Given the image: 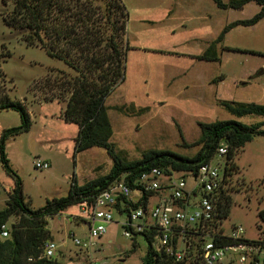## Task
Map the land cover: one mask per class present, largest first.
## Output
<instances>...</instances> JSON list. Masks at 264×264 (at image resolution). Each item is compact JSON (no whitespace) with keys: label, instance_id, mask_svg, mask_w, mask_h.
Wrapping results in <instances>:
<instances>
[{"label":"rangeland","instance_id":"374dc122","mask_svg":"<svg viewBox=\"0 0 264 264\" xmlns=\"http://www.w3.org/2000/svg\"><path fill=\"white\" fill-rule=\"evenodd\" d=\"M221 1L228 5L233 0ZM123 2L129 13L124 80L106 101L114 131L111 143L121 158L140 160L150 150L192 157L199 150L191 146L201 136L200 123H264V117L238 118L223 106L264 105V18L255 26L229 29L216 45L217 59H201L226 27L252 19L261 6L251 2L242 9H225L214 0ZM3 10L0 0V103L8 98L25 104L32 126L5 142L11 171L0 161V211L6 208L17 178L22 182L26 202L38 210L48 202L67 197L74 178L84 185L104 177L114 162L104 148L76 152L79 127L65 120L67 102L43 100L51 98L53 92L42 89L51 71L71 69L45 49L29 46L17 30L6 25ZM116 107H125V112ZM142 109L146 111L139 113ZM21 125L18 111L0 110V138L6 130ZM39 161L47 162L49 169H36ZM236 163L241 173L232 181L233 203L222 229L231 236L241 228L244 238L258 240V213L264 209V136L247 143ZM217 165L224 167V158L217 157L214 166ZM183 176L175 173L177 179ZM187 180L190 187L194 186L193 178ZM195 200L198 202L200 196ZM79 216L80 208L73 206L49 220L53 240L59 247L53 259L59 264H143L147 243L142 236L136 237L139 247L133 252L134 238H127L122 226L126 215L113 211L107 234L93 240L95 246L91 248L79 247L73 241L77 238L85 242L90 237ZM15 219L11 218L9 224ZM242 256L245 254L240 251L228 250L221 264L254 262L250 256L242 263ZM259 264H264V252Z\"/></svg>","mask_w":264,"mask_h":264},{"label":"trees","instance_id":"16d2710c","mask_svg":"<svg viewBox=\"0 0 264 264\" xmlns=\"http://www.w3.org/2000/svg\"><path fill=\"white\" fill-rule=\"evenodd\" d=\"M2 1L6 25L17 30L29 46L45 49L52 58L63 61L71 69V72L51 71L42 89L53 92L51 98L43 100L67 102L65 120L79 127L76 152L104 148L114 165L108 175L84 185H79L74 178L67 197L48 202L38 210L26 202L22 182L17 178L16 188L9 194L6 208L0 211V264H59L57 260L44 256L47 243L54 241L49 229L50 219L73 206L92 205L98 195L122 179L136 192L137 178L154 167L162 168L167 175L182 173L186 177H196L202 165L218 157L223 144L228 146V153L221 157L225 162L224 175L217 191L212 220L195 226L174 228L171 245L175 251L184 252L183 259L178 260L166 249L157 248L159 228L156 226H147L144 232L134 233L133 252L139 247L135 238L142 236L147 243L143 264H205L204 246L209 241L219 247L238 246L241 243L264 245V209L258 213L261 233L258 240H234L225 235L222 229L223 220L229 217L233 203L232 194L235 190L231 188L232 181L241 173L236 163L237 157L247 143L256 136H264V123L246 125L235 120L200 123L201 136L191 146L199 147L194 156L150 150L140 160L127 161L117 154L115 145L111 143L114 131L106 107L107 98L124 80L129 50L126 38L129 13L123 0ZM214 1L225 9H242L255 2L261 6V11L250 20L238 21L226 27L201 57L209 61L217 59L216 45L223 41L229 29L238 25L255 26L264 18V0H233L228 5L221 0ZM9 5L10 10L6 9ZM223 106L238 118L264 117V105L223 103ZM114 109L125 112V107ZM0 110L18 111L22 120L21 126L6 130L0 138V161L11 171L5 155V142L9 137L29 131L32 120L26 105L21 102L6 98L0 103ZM143 111L146 110H139V113ZM155 196L156 193L144 192L139 198L121 197L117 199L115 208L120 215L129 218L139 209L148 212ZM13 217L16 218L15 223L10 225L9 221ZM78 219L80 224L85 225L84 220ZM77 224L80 225L79 222ZM7 225L9 237L3 239V228ZM255 262L256 259L252 264Z\"/></svg>","mask_w":264,"mask_h":264},{"label":"built area","instance_id":"2783aa9c","mask_svg":"<svg viewBox=\"0 0 264 264\" xmlns=\"http://www.w3.org/2000/svg\"><path fill=\"white\" fill-rule=\"evenodd\" d=\"M228 153V146L222 145L218 151V157L225 156ZM50 165L47 162H37L36 169L48 170ZM224 167L214 166V161L204 164L200 167L196 177L183 176L180 179L175 177V173L167 175L159 167H154L148 172L141 174L136 180V192L131 189L127 182L122 179L113 184L108 190L98 195L93 204H84L80 206V216L88 225L89 240L81 241L74 238V243L79 247L91 248L95 246L93 240L102 238L107 234L108 224L113 223V211L118 198H139L144 192L156 193L151 201L148 212L139 209L131 214L124 223L125 236L133 238L134 233H142L147 226H156L159 228L157 237V248L166 249L170 254L175 255L178 260H182L184 252L175 251L171 245L174 228H184L186 226H195L199 223H206L212 220L215 211L217 191L222 185ZM194 179V186L188 184L187 178ZM200 196L197 202L195 199ZM195 197V198H194ZM194 200V201H193ZM119 213V211H117ZM243 230L235 229L230 236L234 240H242ZM9 237V225L3 228L2 238ZM58 245L55 241H49L45 247V258L53 259ZM228 250L241 252V262L246 263L247 257L252 256L258 261L259 256L264 252V245H248L241 243L238 246L219 247L214 242L209 241L204 246L203 259L205 264H221L226 257ZM233 263V261H232ZM231 263V264H232Z\"/></svg>","mask_w":264,"mask_h":264},{"label":"crops","instance_id":"0c3cea01","mask_svg":"<svg viewBox=\"0 0 264 264\" xmlns=\"http://www.w3.org/2000/svg\"><path fill=\"white\" fill-rule=\"evenodd\" d=\"M194 198H195V197H194ZM193 201H194V200H193ZM156 202H157V201H156V200H154V201H153V204H156ZM85 226L88 228V225H85ZM255 264H259V258H258V261H257V262H255Z\"/></svg>","mask_w":264,"mask_h":264}]
</instances>
